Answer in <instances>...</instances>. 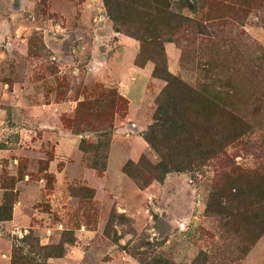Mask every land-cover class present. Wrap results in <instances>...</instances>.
I'll use <instances>...</instances> for the list:
<instances>
[{"label":"rangeland","instance_id":"1","mask_svg":"<svg viewBox=\"0 0 264 264\" xmlns=\"http://www.w3.org/2000/svg\"><path fill=\"white\" fill-rule=\"evenodd\" d=\"M121 3L128 11L117 28L105 0H0V264L8 241L10 264H67L69 253L76 264H264V0ZM167 13L184 18L183 29L163 28L160 46L144 45L149 23H169ZM114 60L124 81L133 65L153 68L144 109L123 124L119 102L112 133L96 121L75 133L66 123L81 102L99 91L108 102L119 98ZM164 100L199 145L217 153L211 141L237 139L225 154L146 185L143 168L162 158L144 134ZM60 124L79 137L84 167L96 170L98 162L107 170L111 155L112 170L123 162L134 187L117 181L104 194L79 178L56 184L48 172L54 143L40 138ZM121 124L127 130L117 132ZM139 135L147 150L126 159ZM169 143L177 148L173 163L198 157L192 142L186 150ZM233 169L260 176L234 177Z\"/></svg>","mask_w":264,"mask_h":264},{"label":"trees","instance_id":"2","mask_svg":"<svg viewBox=\"0 0 264 264\" xmlns=\"http://www.w3.org/2000/svg\"><path fill=\"white\" fill-rule=\"evenodd\" d=\"M122 0H117L112 2L111 0H105V3L108 7L109 14L112 18V20L115 23V26L117 28H121L122 26H125V23L123 20H125V15L126 12L123 10V8L127 9L122 3ZM159 9V8H158ZM167 15H170V22L169 23H162V24H154L152 21L149 23V27L146 29V34L144 33L145 38L141 37V40L144 45H155V46H160L161 43V32L163 28L167 29H177L181 30L183 29V24L185 19L174 14V13H167ZM123 22V23H121ZM165 30V29H164ZM132 32V31H130ZM138 34V33H134ZM135 36V35H133ZM139 38V35H136ZM149 39V41H147ZM115 95L118 96V99L113 100V102H108V99L106 98V94L104 91H99L97 92V95L94 96V99L90 101L89 99L83 101L80 103L74 120H67V125L73 129V131L76 133V130L79 129L78 127L82 125H92L94 121L98 122L100 125L104 126L109 123L108 128L102 129L106 133L110 132L112 133V129L114 125L110 123L111 115H114V113H117V108H118V103H125L126 108L123 110L126 111V114L128 112L129 108V101L120 95V93L115 90ZM169 92V89L166 91V95ZM110 95L112 96V91H110ZM165 97V96H164ZM105 99L107 100L106 105L104 104L105 107V112H101L97 107H102L101 106V100ZM109 103V104H108ZM170 105L168 102L163 103L162 110H160L159 116L156 117V123L154 125H151L148 132L144 134L145 140L155 149L159 155L162 158V161L156 165V166H147L146 168L144 167L143 169L146 171L151 176V179L147 181L146 185L150 183L152 180H158V181H163L166 174L170 171H182L184 169V164H185V169L188 168L189 166L195 165L199 166L203 160H205L208 156H211L214 153V150L211 149L210 146L204 145L202 139H200V144L197 143L195 139H197L194 135V133L190 130L192 129V126L189 125L186 121H178L175 120L171 117L172 115H175V110L172 112ZM121 107V106H120ZM107 109V110H106ZM99 111V112H97ZM108 111V112H107ZM170 130V131H169ZM201 138L206 139L205 135H201ZM235 139H237L236 135H224L220 140H218L217 143H213L211 141V146L214 148L216 145L219 149L215 150L217 153H214L213 156L217 155H223L226 153V148L235 143ZM169 141H173L175 143L178 142L181 145H179V150H186L183 149L189 142H192L197 150V156L198 157H193L189 158V155L187 154L184 155L186 156L187 163H173L171 160L170 152L173 156L176 157L175 155V150L177 149L176 146L174 148H170V143ZM169 143V144H168ZM204 146V147H203ZM85 144H82V150L87 151L85 149ZM217 154V155H216ZM178 158V157H177ZM180 158V157H179ZM141 165V164H139ZM92 167L99 171L101 174L106 171L105 165L100 166L98 162H94L92 164ZM137 174V173H136ZM230 174L234 177H251L252 175L255 177H259L260 175L257 176V172L253 171H239L238 169H233ZM132 177L139 182H142L145 180L144 177H139V175L132 174ZM160 264L161 261L155 262L152 264ZM23 264H27L26 262ZM151 264V263H148Z\"/></svg>","mask_w":264,"mask_h":264},{"label":"crops","instance_id":"3","mask_svg":"<svg viewBox=\"0 0 264 264\" xmlns=\"http://www.w3.org/2000/svg\"><path fill=\"white\" fill-rule=\"evenodd\" d=\"M120 65L121 63L119 64V62H117L116 60L111 61L113 74L117 76L119 81L117 86L118 90L121 95L129 101V108L125 117L126 121L123 123L125 124L131 120H136L139 114H141L140 110L144 109L148 83L152 77L153 68L149 65H146L144 67L133 65V67L131 68L132 77L129 78V75L127 74V79L126 81H124V77L120 76L118 72V68H122ZM136 75L140 77L141 81H138ZM52 105L54 104H50L46 107L50 108L51 110ZM60 126L61 124L56 126L55 131L45 130L43 137L40 138L43 140H49L54 143L55 158L50 162L48 172L54 174L57 181L56 184L60 185V183H63V181H70V183H74L76 181L75 178H79L81 180H85L84 183L95 186L98 193L102 192L104 194L108 193L110 191V188L116 185L117 181L120 182L121 185L134 187L130 179H128V177H126L122 173V168L124 165L123 162L120 161L116 163L117 165L112 170L114 160L112 159L111 155L108 162V169L106 170L103 177H99L96 170L84 167L83 152L79 149V137L76 135H72L70 132L64 131L63 129L59 128ZM136 126L142 128L140 129V132H143L144 127H140V125ZM125 130H127V128H124V126L121 124L119 125L117 132H123ZM139 139L141 141H139L140 146L138 151H135L132 155H128L126 159L137 160L138 157L147 150V144L143 136L139 135ZM16 161L17 160H15V162ZM61 164L63 165L60 166ZM76 166L79 170L78 175L72 172L73 168H75ZM114 171H120L119 173L121 177L119 179L113 177L116 174ZM26 180H30V177L26 176L22 182L26 183ZM41 182H43V180ZM57 191H59L58 188ZM20 210H23V208H21ZM15 215L17 216V210ZM11 249L12 244L10 241L1 246V256L3 257L1 258L2 264H10L8 254L11 252ZM72 258V254L69 253L63 260H65L67 264H76V261L72 260ZM63 260L62 262H64Z\"/></svg>","mask_w":264,"mask_h":264}]
</instances>
